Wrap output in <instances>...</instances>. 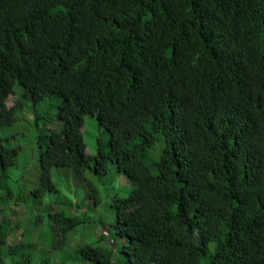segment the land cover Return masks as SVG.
Segmentation results:
<instances>
[{"label": "trees", "instance_id": "1", "mask_svg": "<svg viewBox=\"0 0 264 264\" xmlns=\"http://www.w3.org/2000/svg\"><path fill=\"white\" fill-rule=\"evenodd\" d=\"M16 88L35 107L60 98L51 120L30 107V186L9 174L31 128ZM86 114L109 135L93 155ZM64 167L135 181L107 204L119 247L89 240L100 188L64 187ZM15 202L29 226L10 244ZM0 212V264L43 245L62 264H264V0H0Z\"/></svg>", "mask_w": 264, "mask_h": 264}, {"label": "rangeland", "instance_id": "2", "mask_svg": "<svg viewBox=\"0 0 264 264\" xmlns=\"http://www.w3.org/2000/svg\"><path fill=\"white\" fill-rule=\"evenodd\" d=\"M60 100L58 96H51L43 99L36 107L32 103L26 102L23 92L20 91L19 88H16L15 91L9 96L8 99V106L12 107L14 105H17L19 102H22L24 107V116L25 119L23 121V125L30 126L31 122H29L30 118H34L36 114H38L40 111H44L42 114H45V118L52 119L57 118V103ZM35 110V113H33V109L31 110L30 107ZM41 114V113H40ZM39 115V114H38ZM59 124L58 120H52L51 127H57ZM22 131H26L24 134ZM21 132L18 133V140H16V143H19L22 150L20 153V164L18 165V168H21V170L18 172H15L16 169L13 168L9 171V174H11V178L14 180L21 177L22 180L20 181V186H27L31 184L30 180L31 178H35L37 174L39 173L40 167L38 164H36L35 161V155H36V149H35V139L31 135L28 134L27 131L32 132L34 131V126L24 130L22 129ZM83 133L87 142V152L89 155H93L96 153V141L99 136H103L105 138H109V135L106 133L105 129L101 127L98 123L96 115L92 114H86L84 117V125H83ZM24 160H26L24 162ZM30 162V167L25 168V165H28ZM34 163V164H33ZM28 169V170H26ZM60 170V173H59ZM22 173H24V176H22ZM59 173V176H57ZM60 179L61 184H64V187L66 183H69V180L72 182L75 181V179L82 180L84 183L87 180L92 181L94 184H96L101 191L103 201L101 204L97 205L96 208L93 210L97 215L98 219L91 222L89 225L90 227L95 228L91 234L92 236L89 238V240L96 238L101 233H104L106 237L103 238V243L110 244L116 242L115 246L119 247L121 245V239L118 235L114 234L111 227L112 218L109 216V208H107V204H109V201L116 193H127L130 190H132L135 186V181L129 177L124 172H118L115 170V168L112 169V167L109 169V171L102 172L100 174L92 173L91 171H87L82 175L77 174L74 170L69 169L67 167L55 169V179ZM72 194L80 195L79 200H83V196H85L84 191L85 188L82 184V182H79V185H76V183H71L69 186ZM16 203V202H15ZM14 203V208L12 211H9L6 213L8 219L11 221L12 225H14L15 229L10 234L9 237V243L10 244H16L20 242L23 238L26 239L25 230L29 226V222L26 218V211L25 206L23 204ZM11 205V204H8ZM81 207L83 210L88 211L91 207V204L88 202H82V203H76V207ZM112 215L114 216V211H112ZM4 214L0 212V220H3ZM102 219V222H100ZM108 219V220H107ZM88 225V226H89ZM87 226V224H86ZM39 232V231H38ZM38 232L36 231L34 233V240L38 239ZM112 234H114L112 236ZM74 236V237H73ZM72 236V246H76V241L80 237L79 234H74ZM114 237H116V240H114ZM47 243V242H46ZM71 246V247H72ZM43 245L40 249H35V257L36 261L34 264H41V259L44 257H51L52 264H62L63 259L62 256V249H58L60 253H56L55 250L53 251H47ZM61 255V256H60ZM60 262V263H59ZM71 264V262H70ZM84 264V263H82Z\"/></svg>", "mask_w": 264, "mask_h": 264}]
</instances>
